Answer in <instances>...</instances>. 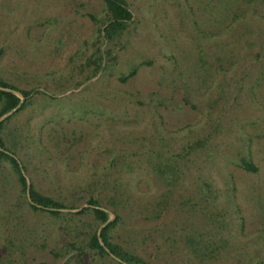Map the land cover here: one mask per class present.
<instances>
[{"label":"rangeland","instance_id":"rangeland-1","mask_svg":"<svg viewBox=\"0 0 264 264\" xmlns=\"http://www.w3.org/2000/svg\"><path fill=\"white\" fill-rule=\"evenodd\" d=\"M125 1L110 42L103 0H0V77L32 91L8 144L67 209H116L150 264H264V0ZM69 212L31 209L5 162L0 264H118L69 246L99 227Z\"/></svg>","mask_w":264,"mask_h":264},{"label":"trees","instance_id":"trees-1","mask_svg":"<svg viewBox=\"0 0 264 264\" xmlns=\"http://www.w3.org/2000/svg\"><path fill=\"white\" fill-rule=\"evenodd\" d=\"M103 1L109 13V19L104 28V33L105 37L111 42L118 36H121L129 27V24L133 21L134 14L125 0ZM103 68L102 64H100L97 70L100 71ZM136 73L137 67H134L128 74L121 76V80L127 81L135 76ZM15 91L21 93L25 99L14 114L0 122V167L5 162L9 163L10 169L31 209L35 211L46 210L52 215L60 217L62 211L66 210L68 205L51 195L42 193L35 187L34 183H31L30 179L25 174L28 170L27 164L21 160L17 151L8 144V138L4 134L7 121H9L13 115L25 110L29 105L32 91L18 89L13 84L0 77V118L15 109L21 103L22 98L15 93ZM242 167L248 171H258V167L246 158L242 159ZM28 180L31 184L30 199L27 194ZM107 210L109 209L102 206L97 198L91 196L87 200V206L83 207L76 214H72L71 212L66 213L64 216L67 217L83 214L92 215L93 221L99 225L98 228L90 229L87 233L85 232L84 237L70 241L69 246L80 253L89 251L99 257L109 258L112 262H117L118 264H150L145 258L131 248L123 245L121 242L113 240L111 232L120 223L122 216L114 209L116 216L113 220L109 221L111 216ZM92 225L93 223H90L89 227ZM66 228L69 230L68 225H66ZM107 249H109L110 252H108ZM110 253L113 254L114 257L111 256Z\"/></svg>","mask_w":264,"mask_h":264},{"label":"water","instance_id":"water-1","mask_svg":"<svg viewBox=\"0 0 264 264\" xmlns=\"http://www.w3.org/2000/svg\"><path fill=\"white\" fill-rule=\"evenodd\" d=\"M15 93H17L21 98H22V100H21V103L15 108V109H13L12 111H10L9 113H7V114H5V115H3L1 118H0V122H2V121H4L7 117H9V116H11L12 114H14L17 110H18V108L21 106V104H22V102L24 101V96L21 94V93H19V92H16L15 91ZM30 186H31V184H30V181L28 180V190H27V194H28V198L30 199L31 197H30ZM82 208H79L78 210H73V209H66L67 211H80ZM108 212H109V214H110V216H112L111 218H110V220L109 221H111V220H113L115 217H114V214L111 212V211H109V210H107ZM108 221V222H109ZM102 244L104 245V243L102 242ZM105 246V245H104ZM107 251L108 252H110L109 251V249H107ZM111 254V253H110ZM111 256H113L114 257V255L113 254H111Z\"/></svg>","mask_w":264,"mask_h":264}]
</instances>
